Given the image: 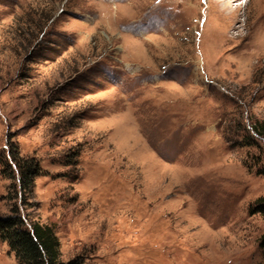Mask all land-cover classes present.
<instances>
[{"label": "rangeland", "instance_id": "obj_1", "mask_svg": "<svg viewBox=\"0 0 264 264\" xmlns=\"http://www.w3.org/2000/svg\"><path fill=\"white\" fill-rule=\"evenodd\" d=\"M255 121L264 0H0V217L64 262L264 264ZM12 147L41 168L24 203Z\"/></svg>", "mask_w": 264, "mask_h": 264}, {"label": "trees", "instance_id": "obj_2", "mask_svg": "<svg viewBox=\"0 0 264 264\" xmlns=\"http://www.w3.org/2000/svg\"><path fill=\"white\" fill-rule=\"evenodd\" d=\"M255 135L264 141V121H255L251 125ZM10 157L17 172L14 180L18 181L19 188L14 186L16 199L21 203L34 193L35 178L41 173L39 163L35 158L21 157L17 148H11ZM256 175L264 177V166L245 164ZM9 167V164H5ZM250 216L260 215L264 219V197L258 198L248 210ZM0 240L7 243L10 252L15 255L18 264H82L79 260L64 262L61 259V244L55 230L39 222L26 225L19 207L15 205L11 214L0 217ZM259 247L264 255V233L259 242Z\"/></svg>", "mask_w": 264, "mask_h": 264}, {"label": "bare ground", "instance_id": "obj_3", "mask_svg": "<svg viewBox=\"0 0 264 264\" xmlns=\"http://www.w3.org/2000/svg\"><path fill=\"white\" fill-rule=\"evenodd\" d=\"M236 10V9H235ZM237 11H235V13H236ZM235 13H234V15H235Z\"/></svg>", "mask_w": 264, "mask_h": 264}]
</instances>
